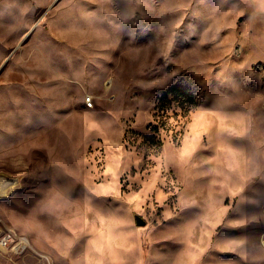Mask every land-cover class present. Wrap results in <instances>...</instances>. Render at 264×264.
I'll return each mask as SVG.
<instances>
[{
    "label": "rangeland",
    "instance_id": "rangeland-1",
    "mask_svg": "<svg viewBox=\"0 0 264 264\" xmlns=\"http://www.w3.org/2000/svg\"><path fill=\"white\" fill-rule=\"evenodd\" d=\"M0 190V264H264V0H0Z\"/></svg>",
    "mask_w": 264,
    "mask_h": 264
},
{
    "label": "trees",
    "instance_id": "trees-1",
    "mask_svg": "<svg viewBox=\"0 0 264 264\" xmlns=\"http://www.w3.org/2000/svg\"><path fill=\"white\" fill-rule=\"evenodd\" d=\"M175 106L174 115H187L192 109L199 106L196 96L187 88L176 86L167 91L158 101L155 116L159 118V125H153L151 132L153 135L148 137L153 143H161L159 132L161 128H166L170 119V111ZM180 112V113H179Z\"/></svg>",
    "mask_w": 264,
    "mask_h": 264
},
{
    "label": "built area",
    "instance_id": "built-area-1",
    "mask_svg": "<svg viewBox=\"0 0 264 264\" xmlns=\"http://www.w3.org/2000/svg\"><path fill=\"white\" fill-rule=\"evenodd\" d=\"M86 103L89 107L93 106V99L88 97ZM31 248L29 240L25 236L8 230L7 234L0 240V249L10 251L14 254H22Z\"/></svg>",
    "mask_w": 264,
    "mask_h": 264
},
{
    "label": "water",
    "instance_id": "water-1",
    "mask_svg": "<svg viewBox=\"0 0 264 264\" xmlns=\"http://www.w3.org/2000/svg\"><path fill=\"white\" fill-rule=\"evenodd\" d=\"M136 223H137V225L138 226H140V227H144V226H146V222L141 218V217H136Z\"/></svg>",
    "mask_w": 264,
    "mask_h": 264
},
{
    "label": "bare ground",
    "instance_id": "bare-ground-1",
    "mask_svg": "<svg viewBox=\"0 0 264 264\" xmlns=\"http://www.w3.org/2000/svg\"><path fill=\"white\" fill-rule=\"evenodd\" d=\"M1 192H2V191L0 190V197H2Z\"/></svg>",
    "mask_w": 264,
    "mask_h": 264
},
{
    "label": "snow or ice",
    "instance_id": "snow-or-ice-1",
    "mask_svg": "<svg viewBox=\"0 0 264 264\" xmlns=\"http://www.w3.org/2000/svg\"><path fill=\"white\" fill-rule=\"evenodd\" d=\"M28 39H31V37L29 36ZM25 42H27V40Z\"/></svg>",
    "mask_w": 264,
    "mask_h": 264
}]
</instances>
